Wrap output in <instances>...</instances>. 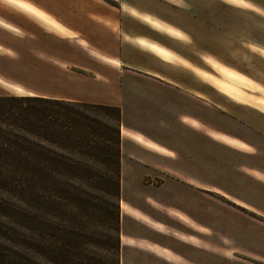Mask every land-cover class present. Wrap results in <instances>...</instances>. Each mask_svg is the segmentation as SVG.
<instances>
[{
    "label": "crops",
    "instance_id": "crops-1",
    "mask_svg": "<svg viewBox=\"0 0 264 264\" xmlns=\"http://www.w3.org/2000/svg\"><path fill=\"white\" fill-rule=\"evenodd\" d=\"M13 1L0 96L121 110L119 264H264V0Z\"/></svg>",
    "mask_w": 264,
    "mask_h": 264
},
{
    "label": "trees",
    "instance_id": "trees-1",
    "mask_svg": "<svg viewBox=\"0 0 264 264\" xmlns=\"http://www.w3.org/2000/svg\"><path fill=\"white\" fill-rule=\"evenodd\" d=\"M105 114L113 117V130L105 126L101 118ZM120 129L118 107L40 96H0V190L26 193L30 232L40 225L39 210L48 211L53 202L62 200L71 189L70 182L88 178L92 185L105 184L117 201L111 212L105 211L119 233ZM84 158L94 166H108L111 172L86 167ZM45 193H53L50 203Z\"/></svg>",
    "mask_w": 264,
    "mask_h": 264
},
{
    "label": "rangeland",
    "instance_id": "rangeland-1",
    "mask_svg": "<svg viewBox=\"0 0 264 264\" xmlns=\"http://www.w3.org/2000/svg\"><path fill=\"white\" fill-rule=\"evenodd\" d=\"M43 4L52 6L45 0ZM19 9L38 15L34 9L20 1L0 0L1 17L18 26L16 31H10L22 36L21 27L26 24L27 17ZM40 18L47 21L43 16ZM32 31L36 32L35 29ZM8 36H3L1 42L12 47L16 54L6 56L7 52L0 49V74L8 80L21 82L22 42H19V39L18 42L15 41L9 34ZM48 48L52 47L48 44L41 49ZM224 74L230 77L228 73ZM213 82L217 87V83H223L230 89L227 82ZM36 88L34 86L31 90H37ZM45 90L54 91L51 86H47ZM101 118L105 126L114 129L112 116L105 114ZM83 163L103 174L111 172L108 166H94L87 158H84ZM70 185L71 189L63 194L62 200L53 202L48 211L39 210L40 225L33 232L28 229L30 224L27 217L26 193L0 190V264H117V224L105 211L107 209L111 212L117 201L107 192L105 184L92 185L88 178L70 182ZM45 195L50 203L53 193Z\"/></svg>",
    "mask_w": 264,
    "mask_h": 264
},
{
    "label": "bare ground",
    "instance_id": "bare-ground-1",
    "mask_svg": "<svg viewBox=\"0 0 264 264\" xmlns=\"http://www.w3.org/2000/svg\"><path fill=\"white\" fill-rule=\"evenodd\" d=\"M218 84V87H226L223 83L222 84H220V83H217Z\"/></svg>",
    "mask_w": 264,
    "mask_h": 264
}]
</instances>
